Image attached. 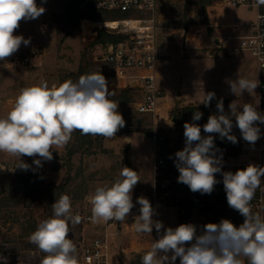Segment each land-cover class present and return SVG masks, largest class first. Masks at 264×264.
Listing matches in <instances>:
<instances>
[{
  "label": "rangeland",
  "instance_id": "rangeland-1",
  "mask_svg": "<svg viewBox=\"0 0 264 264\" xmlns=\"http://www.w3.org/2000/svg\"><path fill=\"white\" fill-rule=\"evenodd\" d=\"M37 5L44 7L45 12L36 19L22 20L15 31H19L25 39L30 38V43L37 40L45 42L27 46L22 44L12 56L0 60V117L6 116L12 109L23 87L38 84L40 81H47L49 87L67 80L76 82L81 76L76 75L72 78L70 75L77 74L81 66L95 72L99 68L106 69L109 65L104 58L108 42L92 45V41L103 27L96 23L98 24L95 28L96 33L89 29L91 25H87L88 21L85 22L83 19L91 17H82L84 10L80 8L78 0H39ZM109 12L103 11L97 18L91 19H114ZM254 14L255 10L230 7L225 5L223 0H160L159 57L160 59L173 58L170 71L175 73L174 80L178 86L182 85L184 79L181 72L193 73L188 79L185 78L187 82H184L191 85L190 94L186 97L177 96L175 103L167 108L162 106V98L165 95L160 99L158 117L162 121L158 126L162 130H169L170 133L174 130L184 135L183 126L188 122L201 126L202 135H209L203 131V125L207 123L210 115L219 114L216 105L221 99L226 114H230L229 105L233 102L238 106L244 103L253 104L258 112L264 114L260 107L262 93L260 84L251 95L245 91L237 97L230 91V85L227 83L229 80H235L237 74L259 82L255 61L247 51L231 50L228 47L237 44L236 38L221 45H218L216 41V38L243 32V24ZM235 17L242 21L239 27L231 24ZM41 23L44 25L43 29L38 28ZM197 30L203 34L201 38L198 37ZM43 53H46V56L49 54L48 57L42 58ZM25 56L30 57L29 61H24ZM165 72V69H161L162 79L165 77ZM107 86L109 92L113 93L110 99L118 102V111L126 122L125 127L120 130L127 127L131 131H118L116 137L110 139L100 136L102 144L96 142L91 152L78 151L71 157L67 154V145L61 147L56 150L57 152H53V159L43 161V166L40 168L33 164V160L39 157L23 156L21 159L31 166L27 171L16 168L18 158H12L0 152V162L15 169L9 173H0V238L15 242L18 251L15 258L9 260L7 264H39V260L43 257L44 254L38 252L29 237L42 220L53 215L48 195L54 192L55 188H52L50 184L59 185L67 182L65 194L71 198L73 214L79 213L83 217L80 224L70 225L68 237L77 247L78 264H83L81 260L83 243L88 242L95 235L106 232L109 234L113 264L123 261L140 264L141 256L150 250L153 240H156L157 231L153 228L151 235L138 234L134 231L132 223L140 214L141 206L137 203L139 197L150 201L156 220L162 222L164 226L160 231L190 223L196 226L197 235H200L203 232V226L212 223L213 209L223 210L226 206L230 208L228 203L224 206L207 194L193 196L190 199L192 204H182L183 201L175 204L156 202L153 196V142L151 139L155 117L139 113L135 102L122 103L114 99L120 92V88H131L132 95L138 100L141 96L139 89L125 86L123 82L115 83L113 86L107 84ZM217 87L222 90H218ZM208 92H215L216 95L210 104L205 106L200 102ZM163 101L166 99L164 98ZM196 107L200 108L197 111L203 114L200 120L193 121L196 110L187 114L183 125H180L181 120L180 123L174 120V116L181 117L186 109ZM239 110L242 111V108ZM256 123L261 130V135L254 145L242 138L235 118H233L231 134L236 136L237 143H232L226 138L221 139L219 134L211 135L214 137V143L216 142L220 147L226 146L241 151L245 145H248L249 151L240 154L241 161L253 162L261 159L262 167H264V124ZM131 135L135 136L134 145L131 143V137H127ZM74 139L75 132L72 134L71 141ZM239 141L241 147L238 145ZM251 153L255 156L252 157ZM124 166L137 171L140 180L132 191L134 207L127 220L123 223L115 220L107 223H93L91 220H86V216H91V205L85 197L97 186L110 185L114 182ZM36 174L42 175L41 181L35 179L34 186L28 185L30 181H34L33 175ZM23 178L26 180H22ZM34 187L37 191L32 190ZM46 188L49 189L48 194L42 192ZM190 207L191 210H189ZM230 210L228 220L238 227L242 224L240 214L232 208ZM160 254L163 255V253ZM168 255L171 256V253ZM16 259L20 262L16 263ZM175 264H179V258Z\"/></svg>",
  "mask_w": 264,
  "mask_h": 264
},
{
  "label": "clouds",
  "instance_id": "clouds-1",
  "mask_svg": "<svg viewBox=\"0 0 264 264\" xmlns=\"http://www.w3.org/2000/svg\"><path fill=\"white\" fill-rule=\"evenodd\" d=\"M256 2L264 5V0ZM44 12L45 8L38 6L36 0H0V60L12 56L22 44L30 43V38L14 35L20 22L36 19ZM227 83L237 97L245 91L251 95L259 84L238 74ZM112 95L100 72L82 75L76 82L67 80L49 87L47 81H40L21 88L12 109L0 117V152L18 158L16 168L27 171L31 166L21 159L23 156L39 157L33 164L40 168L43 161L53 159L54 151L70 142L74 132L116 137L126 122L118 111V102L110 99ZM215 95V92L205 93L200 103L208 106ZM216 107L219 114L210 115L203 125V131L209 135L202 136L201 126L186 122L185 147L175 153L178 182L202 195L212 193L219 183L215 174L222 172V156L216 155L211 134L237 143L236 136L231 134L235 118L242 138L254 145L261 135L256 122L264 124V114L253 104L238 106L233 102L229 105L230 114L225 113L222 99ZM202 115L195 112L193 121L200 120ZM222 176L228 206L239 212L244 222L238 227L228 219L208 223L200 235L190 223L174 229L168 227L159 239L153 240L150 250L141 256L140 264H175L177 258L179 264H264V217L253 213L250 207L256 190L261 187L264 167L249 164L235 173L222 172ZM139 181L137 171L124 166L110 185L97 186L85 197L91 205L89 219L93 223L125 222L134 207L132 191ZM137 203L141 207L132 223L134 231L151 235L155 228L159 233L164 226L153 219L150 201L139 197ZM52 210L53 215L42 220L29 237L38 252L44 254L39 264H78L77 247L68 237L70 225L80 224L83 217L73 214L71 198L66 194L55 200ZM0 260L7 264L6 257L0 256Z\"/></svg>",
  "mask_w": 264,
  "mask_h": 264
},
{
  "label": "built area",
  "instance_id": "built-area-1",
  "mask_svg": "<svg viewBox=\"0 0 264 264\" xmlns=\"http://www.w3.org/2000/svg\"><path fill=\"white\" fill-rule=\"evenodd\" d=\"M159 2L160 0H78L80 8L83 10L97 8L104 11H118L122 14L121 17L115 19L85 18L83 20L91 23L89 29L95 33L97 32L95 28L98 25L96 23H99L106 32L120 36L117 40L107 44L104 58L110 65L112 74L106 81L109 86L123 82L125 86L129 85L141 91L140 98L135 102L137 111L155 117L151 130L153 196L156 202L175 204L187 199L190 196V189L187 185L178 182L179 171L174 163L175 153L185 147L184 135L178 134L174 130L170 133L169 130H162L158 126L162 121L158 115L160 99L163 96V91L157 84V67L160 60ZM223 3L234 8L242 7L250 11L255 10L254 16L246 21L243 32L218 39L217 44L228 43L230 39L236 38L237 44L228 47L231 50H245L253 58L262 92L260 107L264 112V5H258L256 0H223ZM231 24L239 27L242 25V21L235 17ZM197 34L200 38L203 35L199 30H197ZM23 59L29 61L30 57L25 56ZM214 145L216 155L222 156V172L235 173L239 169L246 168L249 164L262 167L261 159L253 162L241 161L240 154L249 151L248 145H245L241 151L226 146L220 147L216 142ZM251 155L255 156L253 153ZM11 171H15V169L0 162V173ZM222 172L215 174L219 183L215 185L213 191L221 192L227 201ZM261 179V187L256 190L250 207L253 213L264 217V177ZM89 217L90 215L86 216V220L90 221ZM240 220L242 223L244 222L242 215H240ZM108 235V232L95 235L88 242L83 243L81 247L83 264H113ZM17 253L15 242L7 238H0V256L6 257L7 263L15 258ZM19 262L16 259V263ZM0 264H4V261L0 260ZM116 264L130 263L123 261Z\"/></svg>",
  "mask_w": 264,
  "mask_h": 264
},
{
  "label": "trees",
  "instance_id": "trees-1",
  "mask_svg": "<svg viewBox=\"0 0 264 264\" xmlns=\"http://www.w3.org/2000/svg\"><path fill=\"white\" fill-rule=\"evenodd\" d=\"M104 10H100L97 8H90L87 10L82 11V17H91V18H97L98 14H100L101 12H103ZM105 12V11H104ZM109 12V11H107ZM109 14L112 15V17L115 18H119L121 17V13L118 11H110ZM120 36L117 34H112V33H108L105 30H101L100 32H98L97 36L94 38V40L92 41V45L96 44V43H103V42H112L115 41L119 38ZM101 73L105 78H107L108 76H110V72H112V69L110 67V65L107 66L106 69H97L95 72H93L92 69H85L84 67H80L79 71L77 74L72 73L70 75V77L74 78L76 75L77 76H82V75H86L89 73ZM132 89L131 88H120V92L114 97V99L116 100H120L122 103H128V102H136V99L134 98V96L132 95ZM200 108L196 107L193 109H186L184 112H182L181 117L180 115L176 117V122H179L181 120L180 125H183L185 122V118L187 116L188 113H190L191 111L194 110H199ZM129 132L131 131L129 128H125L123 130H119V132ZM98 144H102V138H100V136H91V135H81L79 132H75V139L74 141H71L67 144V154L68 156H72L75 152L78 151H84V152H91L92 147L94 146L95 143ZM223 143L221 142V145ZM238 145L241 147V142H238ZM239 147V148H240ZM34 177V181H30V183L28 185H33L35 184V179H38L41 181L42 179V175L41 174H36L33 175ZM26 177V176H24ZM22 180H26L25 178H23ZM29 181V180H27ZM67 182H63L62 184L56 185V184H50V186L52 188H55V191L52 192L51 194H49V199H50V203L53 204L55 202L56 199H59V197L62 194H65V187L67 186ZM38 187V186H37ZM33 191H37V188L34 187L32 188ZM49 189H44L42 190V192H46L48 194ZM201 194L200 192H192L190 190V196L185 199L183 201L182 204H192L190 200L193 196L195 195H199ZM211 195L214 197V199L216 201H220L222 204H224V206H226L225 204H227V201L223 198V194L221 192H216V191H212L211 194H207ZM192 206V205H191ZM189 210H191V207L189 208ZM213 216L211 217V221L212 223H219L222 219H228V215L229 213H231L230 208L223 207V210H218V209H213Z\"/></svg>",
  "mask_w": 264,
  "mask_h": 264
},
{
  "label": "crops",
  "instance_id": "crops-1",
  "mask_svg": "<svg viewBox=\"0 0 264 264\" xmlns=\"http://www.w3.org/2000/svg\"><path fill=\"white\" fill-rule=\"evenodd\" d=\"M36 3L38 4L39 0H36ZM41 22H42V20H41ZM42 23L39 24V27H38L39 29H43L45 24L43 23L44 24L43 25ZM245 23L243 24L244 28H245ZM14 35H21V33L19 31H15ZM222 38L223 37L216 38V41L218 42V39H222ZM39 42H45V41L44 40L32 41V43H29L28 45L39 43ZM46 43L50 44L49 42H46ZM45 54L43 53V55H41V57L43 58V56H45L47 58L49 54H47V56ZM41 57H38V58H41ZM172 59L173 58H167V59H162L161 58L159 60V62H158V67H157V84L162 89L163 95H165L164 98L166 99V101H163L164 98H162V102H163L162 106H164L166 108L167 107H171L175 103L174 101H175L177 96L178 97L179 96H185L186 97L188 94H190L192 92V91H189V89H191V85L187 84V83H184V82H187L185 80V78L188 79L193 73H182L181 72L180 74H182L181 76L184 79H183L182 85L178 86V84H176V81L174 80L175 73L170 71V65H171V60ZM183 60L184 61H189L190 59H183ZM161 69H165V71H166L164 73L165 77L163 79H162V75H161L162 74L161 73ZM199 76H201V75H199ZM217 88H218V90H222V88H220V87H217ZM221 93H222V91H221ZM162 102H161V104H162ZM130 137H131V143H132V145H134V143H136L135 136L131 135ZM154 220H156V215H154ZM176 221H177V219H176ZM163 232L164 231H160L159 233L156 232V240L159 239L160 235H162ZM166 264H167V262H166Z\"/></svg>",
  "mask_w": 264,
  "mask_h": 264
},
{
  "label": "bare ground",
  "instance_id": "bare-ground-1",
  "mask_svg": "<svg viewBox=\"0 0 264 264\" xmlns=\"http://www.w3.org/2000/svg\"><path fill=\"white\" fill-rule=\"evenodd\" d=\"M85 22H87V21H85ZM87 23H88L87 25L91 24V23H89V22H87ZM87 25H85V26H87Z\"/></svg>",
  "mask_w": 264,
  "mask_h": 264
},
{
  "label": "water",
  "instance_id": "water-1",
  "mask_svg": "<svg viewBox=\"0 0 264 264\" xmlns=\"http://www.w3.org/2000/svg\"><path fill=\"white\" fill-rule=\"evenodd\" d=\"M176 119V117L174 116V120ZM127 137H130V136H127Z\"/></svg>",
  "mask_w": 264,
  "mask_h": 264
}]
</instances>
